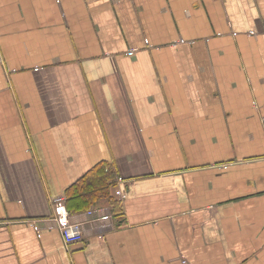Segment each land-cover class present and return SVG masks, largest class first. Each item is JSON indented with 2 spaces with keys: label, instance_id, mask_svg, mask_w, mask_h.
<instances>
[{
  "label": "crops",
  "instance_id": "crops-1",
  "mask_svg": "<svg viewBox=\"0 0 264 264\" xmlns=\"http://www.w3.org/2000/svg\"><path fill=\"white\" fill-rule=\"evenodd\" d=\"M0 264H264V0H0Z\"/></svg>",
  "mask_w": 264,
  "mask_h": 264
},
{
  "label": "trees",
  "instance_id": "trees-1",
  "mask_svg": "<svg viewBox=\"0 0 264 264\" xmlns=\"http://www.w3.org/2000/svg\"><path fill=\"white\" fill-rule=\"evenodd\" d=\"M114 178V172L106 163L97 164L68 189L65 202L67 211L71 214L86 211L101 198H108L118 211L119 201L112 193Z\"/></svg>",
  "mask_w": 264,
  "mask_h": 264
},
{
  "label": "built area",
  "instance_id": "built-area-1",
  "mask_svg": "<svg viewBox=\"0 0 264 264\" xmlns=\"http://www.w3.org/2000/svg\"><path fill=\"white\" fill-rule=\"evenodd\" d=\"M249 34H253V32ZM223 168H225V166ZM113 182L112 193L115 200L119 202L124 201L127 195L125 190L121 187V184L125 183V180L122 177H116ZM65 202V196H58L52 199V206L54 210V219L62 234L63 240L66 245H71L83 240L84 230L83 224L74 220L73 214L67 211Z\"/></svg>",
  "mask_w": 264,
  "mask_h": 264
}]
</instances>
